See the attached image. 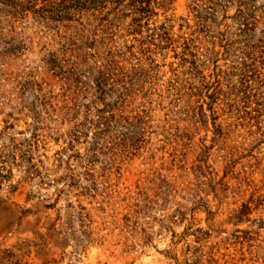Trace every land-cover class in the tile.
Returning <instances> with one entry per match:
<instances>
[{
    "label": "rangeland",
    "instance_id": "rangeland-1",
    "mask_svg": "<svg viewBox=\"0 0 264 264\" xmlns=\"http://www.w3.org/2000/svg\"><path fill=\"white\" fill-rule=\"evenodd\" d=\"M197 1L135 29L0 0V264H264V0L246 56L237 2L188 55ZM73 41L95 45L80 98Z\"/></svg>",
    "mask_w": 264,
    "mask_h": 264
},
{
    "label": "trees",
    "instance_id": "trees-1",
    "mask_svg": "<svg viewBox=\"0 0 264 264\" xmlns=\"http://www.w3.org/2000/svg\"><path fill=\"white\" fill-rule=\"evenodd\" d=\"M44 8L37 11L36 14L41 15L42 19L48 21V24L55 23L59 24L61 22H76L79 25L82 24L83 12L87 14L90 13L91 17L95 20L102 15L122 12L126 9L131 11L134 16V21L132 27L135 29L141 28L143 20L148 22L149 17L154 14L152 11L153 0H42ZM238 3L239 12L236 18V22L239 23V37L243 38L242 43L244 42V48L242 49V54L244 56L250 51V41L253 39L254 24L251 23V18L254 15V0H199L195 2V12H196V31L191 35L192 38L185 39V51L188 55L192 56L198 54L197 52H191L190 48L197 49V43L199 41L208 42V38L212 35V27L217 23V16L221 13L226 12L228 4ZM30 5V3H29ZM112 6L110 10L108 7ZM15 11L19 6L15 3ZM22 12V11H21ZM44 17V18H43ZM84 32V30H82ZM161 32H165L164 30ZM166 35V34H165ZM196 37V38H194ZM164 39L161 36H158V39ZM210 39L214 42L213 36ZM75 40V39H74ZM196 43V44H195ZM94 43L90 44L88 42L83 43L79 41H73L71 44H68V52L72 53L73 58V68L71 71V80L73 85V95L75 98H80L85 96L89 89V85L82 81L83 78L88 80V76L91 75V72L95 73V64H92L89 72L86 71V67L91 64L88 60L90 59V54L93 50ZM209 52V51H208ZM186 55V54H185ZM209 57V56H208ZM207 57V58H208ZM206 58V59H207ZM197 63L196 59H194ZM246 65V64H245ZM194 68L196 65H193ZM53 67H56L55 65ZM109 68V66H107ZM57 69V68H55ZM235 71H238V68H231ZM249 69V67H247ZM107 70L105 68L101 72L97 71L96 73L102 76H98V79L95 81V89L97 93L108 96L116 93V87L119 88L118 84L114 81L113 84L109 85V80L103 73ZM67 72V73H68ZM246 75V74H245ZM88 85V87H87ZM109 85V86H108ZM126 89V88H124ZM79 100V99H77ZM101 120L104 121V124L107 122V119L103 117Z\"/></svg>",
    "mask_w": 264,
    "mask_h": 264
}]
</instances>
